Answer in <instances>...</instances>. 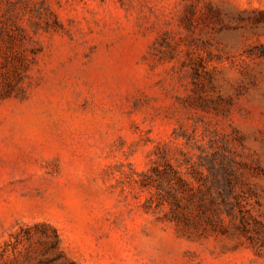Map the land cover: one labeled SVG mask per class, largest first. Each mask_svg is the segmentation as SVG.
<instances>
[{
    "label": "rangeland",
    "instance_id": "rangeland-1",
    "mask_svg": "<svg viewBox=\"0 0 264 264\" xmlns=\"http://www.w3.org/2000/svg\"><path fill=\"white\" fill-rule=\"evenodd\" d=\"M0 264H264V0H0Z\"/></svg>",
    "mask_w": 264,
    "mask_h": 264
}]
</instances>
